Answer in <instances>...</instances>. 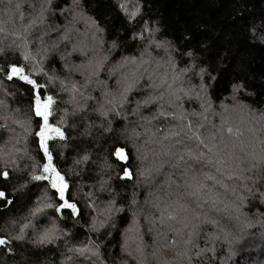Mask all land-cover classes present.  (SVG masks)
I'll return each instance as SVG.
<instances>
[{
    "label": "snow or ice",
    "instance_id": "obj_1",
    "mask_svg": "<svg viewBox=\"0 0 264 264\" xmlns=\"http://www.w3.org/2000/svg\"><path fill=\"white\" fill-rule=\"evenodd\" d=\"M117 7L131 26L130 34L132 40L137 42L139 56H124L112 65V72L127 69L116 80L121 89L119 102L113 96L106 99V104L111 107L105 108L101 104L95 111L104 118L112 111L120 115L119 108L133 103L130 93L143 89V98L134 101L132 111L135 113L141 108L155 106L152 120L175 121L165 128L157 129L163 135L154 141L161 149L156 153L161 159L158 164L154 162V170L159 172L167 164L172 172L165 182L166 187L162 186V195L150 193L151 199L145 201L152 209L145 215L149 225L148 232L152 235V251L150 254L145 252L149 245L143 242V234L139 231L138 216L145 211L141 208H133L132 216V225L136 226L138 239V242L134 241L136 255L127 238L122 250H127L135 264H149V255L154 264H212L217 259V244H231L237 238L238 231L243 228L255 227L257 224L264 227V109H255L242 102L239 94L251 96L254 93L248 92L243 83L233 82L230 84L232 104L221 101V111H213V115L219 116L220 123L213 124L215 131L205 136L201 130L205 128L207 114L213 108L210 91L216 87L217 77L204 67L198 60L196 51L190 46L181 48L173 40L159 37L161 28L158 24H150L143 17L142 0H137L131 11L123 0H117ZM57 12L65 16L69 25L79 19L90 21L94 28L93 39H96L95 33L104 31L92 17L86 15L82 0H71L66 8H62L55 0H0V56L5 57V61L0 63V82L18 81L27 86L30 115L25 120L14 119L13 122L27 133L35 118L38 130L34 135L45 161L41 166L35 163L34 158L28 157L33 162L21 165L19 161L24 159L22 155H18L21 149L0 146V204L12 205V196L26 187L20 181L28 176L32 181H47L58 200L57 203H53L50 198L42 204L38 202L30 215L36 217L45 209H54L63 219L62 213L65 210L71 217L81 215V210L76 198L71 195L66 176L53 163V153L50 150L49 141L66 140L64 130L59 125L50 123L53 106L57 101L53 95L46 94L48 84L55 83L59 78L45 72L44 57L37 59L29 50L30 45H45L38 48V53L47 54L58 50L62 42L69 41V33L74 29L65 26L57 40L50 46L47 45L45 37L50 36L53 31H59L56 25L49 24L50 17ZM260 28H264V21L260 25L252 23L250 31L253 37L264 42V31H258ZM111 47L115 49L118 45L113 41ZM89 51L95 53L96 49ZM9 52H18L23 62H8L6 58ZM76 52L85 57V60L79 64H70L67 57ZM61 59L64 60L66 71L70 74L78 72L84 79L83 84L59 80L60 89L69 93L71 102L78 110L83 111L85 105L80 104L77 97L85 102L94 99L91 94L85 95L82 89H88L94 80L104 84L99 77L109 58L106 55L89 57L85 48H78L74 43L71 51L66 52ZM40 74L47 77L43 84L36 78ZM192 77H198L199 83L185 88V83H190ZM0 92L13 95L5 89H0ZM104 95L107 97L111 94L105 92ZM185 98L198 100L201 111H184ZM3 108H6L5 101L0 100V109ZM234 114L238 115L239 123L235 122ZM190 117L201 119L193 120ZM8 119V115H0V120ZM60 122H64L63 117ZM0 128L7 130L8 125L0 124ZM139 135L133 130L130 136L113 137L108 142L101 164L102 173L108 178L104 179L102 176L98 191L104 192L110 188L112 173L120 180H132L134 174L142 176L145 171L152 170L137 166L135 173L133 171L130 147L135 150V159L140 161V165L147 159V154L141 153L136 144V137ZM89 159V155L85 153L76 163H87ZM93 194L85 195L88 196V206L97 212V216L92 218L91 229L99 232L114 211L120 212L123 209L116 207L114 199H109L107 206L98 210L91 200ZM132 203H137L135 198ZM100 216L104 219H98ZM12 223L15 224L14 221ZM30 226L31 220L21 224L14 234L8 232L0 235V248L11 254L13 249L10 245L23 241L26 229ZM131 230L129 228L127 231ZM58 231L56 223L52 222L50 227L37 232L30 243L36 247L50 244L58 238ZM69 252L90 255L97 260L101 255L99 245L91 240L79 248H70ZM68 259L71 260V257ZM220 264L225 262L221 261Z\"/></svg>",
    "mask_w": 264,
    "mask_h": 264
},
{
    "label": "trees",
    "instance_id": "obj_2",
    "mask_svg": "<svg viewBox=\"0 0 264 264\" xmlns=\"http://www.w3.org/2000/svg\"><path fill=\"white\" fill-rule=\"evenodd\" d=\"M126 1L137 4V0H123L124 3ZM55 2L66 8L71 0H55ZM82 4L86 15L92 17L99 27L104 29L101 32L102 47L98 54L109 58L105 63V70L99 77L104 84L94 80L88 89H82L85 95L91 94L94 99L85 102L77 97L79 103L85 105L83 111L78 110L71 102L69 93L63 92L59 87V80H65L66 83L71 81L84 83L83 77L78 72L70 74L65 70L61 56L71 51L72 44L75 43L78 48H85L89 57H92L94 53L89 51L93 48L91 44L88 41L77 43L74 36L69 33L68 42H62L58 50L49 51L47 54L38 53V48L45 45L29 46L31 54L37 59L44 57L43 70L59 78L55 83L48 84L46 94L53 95L57 101L53 106L50 123L59 125L64 130L66 140L57 139L49 141V144L53 153V163L66 176L71 195L76 198L81 215L71 217L65 210L62 213L64 218L61 219L60 214L55 213L54 209H45L43 213L32 217L30 212L38 202L42 204L49 198L53 203H57L58 200L47 181H32L30 177L25 176L20 183L26 184V187L12 196L14 203L0 204V235L18 232L19 226L29 220L32 226L26 229L23 241L10 245L13 249L11 254L0 248V264H135L132 257L127 254V250H122L127 238L133 254L136 255L134 249L138 239L136 226L132 225L133 208L145 210L138 216V227L143 234V242L149 245L145 248V252L150 254L152 251V236L146 234L149 233V225L145 220V215L152 209L145 204V201L151 199L150 193L162 195V186L166 187L165 182L172 172L167 164L159 172L154 170V162L158 164L161 159L156 155L161 150L160 145L154 141L163 135L157 129L165 128L175 121L152 120L155 106L141 108L134 113L132 111L135 107L134 101L143 98V89L130 93L133 103L119 108L120 115L112 111L107 118H104L95 111L101 104H104L105 108L111 107L106 104V99H111L113 96L117 98V103L119 102L121 89L117 86L116 80L127 69L112 72V65L118 63L124 56H139V48L136 46L137 42L132 40L131 26L125 19L124 13L117 7V0H82ZM142 12L145 20L150 24H158L161 28L158 34L160 38L171 39L181 48L190 46L196 51L198 60L204 67L217 77L218 83L210 91L213 108L207 114L205 128L201 130L205 136L215 131L213 124L220 123L219 116L213 115V111H221L219 107L221 101L232 104L230 84L233 82L243 83L248 92L254 93L251 96L246 93L239 94L242 102L255 109H264V42L253 37L250 31L252 23L260 25L261 21H264V0H142ZM49 24L59 28V31H53L50 36L45 37L47 45L50 46L64 30L59 12L50 17ZM258 31H264V28ZM113 41L118 45L115 49L111 47ZM6 59L8 62L16 60L23 62L18 52H9ZM67 60L70 64H79L84 62L85 57L76 52L68 56ZM4 61L5 57L0 56V63ZM36 78L41 84L47 79L43 74ZM198 83L199 78L194 77L191 78L190 83L186 82L184 87H192ZM26 87L18 81L0 82V89L13 93V95H4L0 92V100H4L6 104V108L0 109V115L10 117L6 121L0 120V124L8 125L7 130L0 128V146L7 145L8 148L15 146L21 149L18 153L24 157L19 161L21 165L31 164L33 161L28 157H32L37 165L42 166L45 161L42 159L43 153L39 150L34 135L38 130L35 118L32 119L31 129L27 133L24 128L13 122L14 119L25 120L30 115ZM105 92L111 95L106 97ZM183 110L188 113L194 110L201 111L199 101L185 98ZM61 117L64 118L63 123L60 122ZM234 120L239 123L236 114ZM133 130L140 134L136 137V144L141 149V153L147 154V159L144 160L143 165H140V161L135 159V150L129 148L133 156V171L135 173L137 166L152 170L145 171L142 176L134 174L132 180H120L115 173H112L110 188L104 192L98 191L102 176L104 179L108 178L103 175L101 169L108 142L113 137L130 136ZM85 153L89 155V161L77 164L76 161ZM88 193H94L91 200L95 202L98 210L104 209L109 199H114L116 207L123 209L120 212L114 211L111 218L106 221L105 227L99 232L91 229L92 218L97 216V212L88 206V196L85 195ZM133 198L137 201L135 205L132 203ZM98 219L104 217L100 216ZM13 221L15 224L12 223ZM52 222H55L59 229L57 239L40 247L30 243L35 239L37 232L50 227ZM129 228L132 230L127 231ZM90 240L99 245L101 253L99 260L90 255L69 252L70 248H79ZM216 252L217 259L213 260L212 264H220L221 261L225 264H264V227L257 224L255 227L239 230L237 238L231 244H217ZM68 257H71V260ZM149 264H154L150 255Z\"/></svg>",
    "mask_w": 264,
    "mask_h": 264
},
{
    "label": "rangeland",
    "instance_id": "obj_3",
    "mask_svg": "<svg viewBox=\"0 0 264 264\" xmlns=\"http://www.w3.org/2000/svg\"><path fill=\"white\" fill-rule=\"evenodd\" d=\"M125 4L130 11L134 10V7L136 6L134 3H130L129 1H126ZM65 15H67V13ZM61 17L64 27L68 26L69 28L74 29L73 31L70 32V34L74 36L76 42L79 43L80 41H86V42L88 41L93 48L97 49L94 55H99L98 51L102 47L103 37L101 33H95L96 39H93L94 28L92 27L91 22L84 19H79L78 22H74L73 24L69 25L68 21L65 19V16L61 15ZM69 19H71V17H69ZM101 56H103V54H101ZM236 116L238 117V115ZM146 234L151 235L150 233H146Z\"/></svg>",
    "mask_w": 264,
    "mask_h": 264
}]
</instances>
